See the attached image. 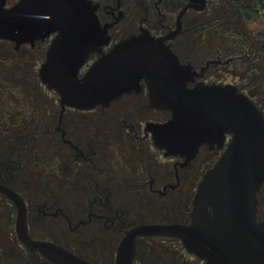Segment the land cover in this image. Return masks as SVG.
Listing matches in <instances>:
<instances>
[{
    "label": "flooded vegetation",
    "instance_id": "af4514ba",
    "mask_svg": "<svg viewBox=\"0 0 264 264\" xmlns=\"http://www.w3.org/2000/svg\"><path fill=\"white\" fill-rule=\"evenodd\" d=\"M91 1L109 44L90 54L79 77L118 43L144 32L198 73L189 87L232 84L244 93L225 79L246 78L248 88L256 67L264 68V24L251 31L244 24L254 0ZM54 37L20 44L0 39V264H62L66 258L68 264H118L133 228L191 222L199 184L230 136L221 145L202 144L190 160L166 156L149 125L172 116L152 107L144 81L108 105L62 106L40 75ZM257 197L261 222L264 184ZM54 246L65 255L51 253ZM132 264L207 262L178 239L139 236Z\"/></svg>",
    "mask_w": 264,
    "mask_h": 264
},
{
    "label": "water",
    "instance_id": "95a60500",
    "mask_svg": "<svg viewBox=\"0 0 264 264\" xmlns=\"http://www.w3.org/2000/svg\"><path fill=\"white\" fill-rule=\"evenodd\" d=\"M95 10L91 0H18L12 6L0 0V39L20 44L55 34L40 75L62 106L108 105L144 81L152 107L172 116L149 125L155 146L166 156L190 160L202 144L221 145L230 136L199 184L191 222L133 228L121 244L118 264H132L139 236L178 239L207 264H264V221H257V195L264 184V112L235 85L189 87L198 73L147 32L118 43L79 77L90 54L109 44ZM50 252L65 255L55 246ZM66 260L71 261L61 263Z\"/></svg>",
    "mask_w": 264,
    "mask_h": 264
},
{
    "label": "rangeland",
    "instance_id": "374dc122",
    "mask_svg": "<svg viewBox=\"0 0 264 264\" xmlns=\"http://www.w3.org/2000/svg\"><path fill=\"white\" fill-rule=\"evenodd\" d=\"M17 0H9L10 3L16 2ZM259 8V15L258 17H254L252 20H248L245 24V30L251 31V30H257L258 26H262L264 21V8L262 7L261 3L258 5ZM201 61L203 62V57L201 58ZM260 64H264V59L259 61ZM257 71L255 72V79L251 81V85L247 88H245V82L244 80L246 78H243L244 80H240L235 75H232L228 77L226 80L227 83H234L240 86V88L243 90L245 94H247L252 101L264 112V68L262 66L256 67ZM247 80V79H246ZM167 247H171V245H168ZM181 253H186L181 252ZM180 256V254L178 255ZM185 259H188L189 256L184 255Z\"/></svg>",
    "mask_w": 264,
    "mask_h": 264
},
{
    "label": "trees",
    "instance_id": "16d2710c",
    "mask_svg": "<svg viewBox=\"0 0 264 264\" xmlns=\"http://www.w3.org/2000/svg\"><path fill=\"white\" fill-rule=\"evenodd\" d=\"M261 3L262 7L264 8V0H254L252 3L248 4L247 8L246 9V18L248 20H252L254 19V17H256L257 15V8H258V4ZM259 9V8H258ZM263 24H264V21H263ZM263 38H264V31H263ZM262 53L264 54V44L262 46Z\"/></svg>",
    "mask_w": 264,
    "mask_h": 264
}]
</instances>
